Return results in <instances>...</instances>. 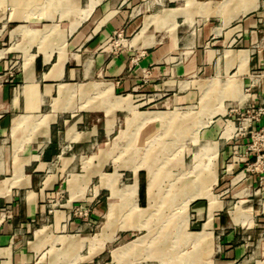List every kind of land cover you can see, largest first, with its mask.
Instances as JSON below:
<instances>
[{"label": "crops", "instance_id": "crops-1", "mask_svg": "<svg viewBox=\"0 0 264 264\" xmlns=\"http://www.w3.org/2000/svg\"><path fill=\"white\" fill-rule=\"evenodd\" d=\"M197 85L229 89L216 99L251 108L247 127L217 112L202 127L195 118L179 129L173 112L140 114L142 123L167 118L175 134L196 136L201 127L206 140L197 137L194 150L215 155L205 181L184 196L182 227L199 248L188 264H264V170L250 167V134L264 127L255 112L264 108V0H0V264H93L92 228L104 218L112 229L113 205V214L127 212L130 200L156 213L162 179L149 191L148 171L132 172L128 183L121 169L104 171L126 148L114 134L133 105L141 113L186 107L199 99ZM115 195L122 210L108 201ZM205 226L210 236L196 237Z\"/></svg>", "mask_w": 264, "mask_h": 264}, {"label": "rangeland", "instance_id": "rangeland-1", "mask_svg": "<svg viewBox=\"0 0 264 264\" xmlns=\"http://www.w3.org/2000/svg\"><path fill=\"white\" fill-rule=\"evenodd\" d=\"M208 85L209 84L205 85L207 86V90L209 89ZM197 87L200 91L199 99H195V101L189 106H178L174 109L166 110L163 107L152 108L150 105H144L139 107V110L166 111H142L141 113L137 111L135 105H133V111L135 113L131 114L132 116L130 118H127L128 122L126 121V118H124L122 119V122L117 125L114 134L116 136L114 141L117 145L124 144L126 148L116 149L115 163L106 165L104 171L110 173L114 168L121 169V172L124 173V175L121 176V181L123 183H128L131 180L129 178L132 175V172L134 175L137 171L143 169V178L147 176V171L149 173V191L155 185V180L158 177V181H161L162 179L161 183L159 182L160 184H158L160 185V191L161 193L163 192L166 194L163 198L161 197L157 199L155 197V205H157L159 210L152 214L139 212V209L132 200H130L128 211L125 213L121 212L113 214V205V209L111 208L112 219L110 218L112 221V229L109 230L107 226L104 227V218L101 219V222L97 227L92 228L90 236L93 235V237L89 238V240H95L96 248L94 251L97 252L93 264H188L189 261L191 262L198 257L199 248L195 247L192 240L189 239L193 237V235L188 231H185L182 227L183 224L186 225L185 216L189 214L188 205L191 200L189 195L187 198L184 196L188 194V190L191 189V191H193L192 189L195 185L199 186V182L202 180L205 181V174L207 173L209 175L211 169L213 170L215 155L212 153V150L202 151V153L194 150L196 146L195 141L198 140L197 137L203 142L206 140L201 138L200 129L202 125L207 122V119L204 116L209 113L217 112L216 118H219L222 121L230 119L233 121L236 128L244 130L247 127V121L245 120V118L248 117L247 110L250 111L251 108H238V103L235 100L221 101L220 103L216 98L224 97L223 95L229 91V89H226L227 92L222 93L224 89H221L223 88L221 85L216 86L217 91H214L213 89L208 92H202V85H197ZM225 107L227 108V112L219 114L221 112L218 109L223 111ZM255 110V112H264V108H258ZM172 112L179 116L174 119V128L179 129L182 125L189 123L195 118L200 119L201 123L199 126L201 127H198L197 135L195 136V134L188 132L179 134L173 133L172 130L168 128V126L171 125V122H169L167 118L149 120L145 123H142L140 118V114H155L157 116H159V114H164L169 116V113ZM255 112L253 113L255 114ZM261 115L263 114H260V116ZM185 128L187 127L185 126L184 129ZM230 130L231 124L227 127V132ZM142 131L144 133H142ZM254 140L255 138L251 137L250 144H252V141ZM170 143H173V145L169 149L166 145H169ZM194 155H196L201 162L199 166L195 164L196 158H194ZM99 156L101 158H107V155L103 153ZM177 166H180L178 174L176 170ZM175 175L177 179L172 180ZM117 177L118 173L111 176L108 185L113 187L117 181ZM177 183L179 191H177ZM93 184H98V181H94ZM101 185H103V183H101ZM115 187L118 188V185ZM124 189L125 188L119 189V192L116 193H120V195L123 196ZM129 189L135 190L136 187ZM199 193L202 194L201 191H199ZM101 194L108 195L109 193L108 190L102 189ZM108 201L121 202L120 210L123 209L124 203H122L119 195H115V197L110 198ZM145 204L146 203H143V205ZM172 206L173 208L179 207V212H169L167 207ZM106 216L108 218V215ZM145 217L148 224H143V226L146 227H136L135 225H139L146 220ZM124 221L128 223L127 228L129 230L122 232L119 229ZM135 222L136 224H134ZM173 222H178L181 225V228L176 229V225ZM131 225H133L135 229ZM114 230H117L116 232H118L120 236H117L118 234L116 235L117 237L113 235ZM195 235L196 237L210 236L209 234H201V231ZM125 244L128 246H124Z\"/></svg>", "mask_w": 264, "mask_h": 264}, {"label": "built area", "instance_id": "built-area-1", "mask_svg": "<svg viewBox=\"0 0 264 264\" xmlns=\"http://www.w3.org/2000/svg\"><path fill=\"white\" fill-rule=\"evenodd\" d=\"M257 113L264 114V112L262 111H259ZM251 137L255 138V140L252 141V144H250V148L255 150L257 152V155L254 163L250 165V167L254 170H264V127L257 131L251 132Z\"/></svg>", "mask_w": 264, "mask_h": 264}, {"label": "bare ground", "instance_id": "bare-ground-1", "mask_svg": "<svg viewBox=\"0 0 264 264\" xmlns=\"http://www.w3.org/2000/svg\"><path fill=\"white\" fill-rule=\"evenodd\" d=\"M212 86H214V84L213 83H210L209 85H208V87H212ZM225 93V92H224ZM121 102H126V103H129V102H127V100H122ZM234 129V126L231 124V130H230V132L232 131ZM229 132V133H230ZM203 233V235H205V234H208V230L206 229V226H205V228L201 231V234ZM133 245V244H132ZM128 246V245H127Z\"/></svg>", "mask_w": 264, "mask_h": 264}]
</instances>
